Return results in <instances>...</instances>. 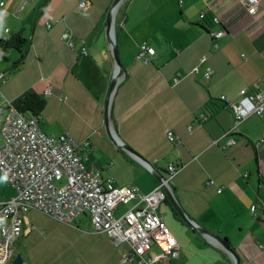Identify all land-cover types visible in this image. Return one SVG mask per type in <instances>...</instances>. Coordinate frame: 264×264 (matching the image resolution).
<instances>
[{"label":"crops","instance_id":"0c3cea01","mask_svg":"<svg viewBox=\"0 0 264 264\" xmlns=\"http://www.w3.org/2000/svg\"><path fill=\"white\" fill-rule=\"evenodd\" d=\"M83 1L86 5L80 8ZM114 1L30 0L20 10L23 0H0V40L18 34L25 39L21 51L0 52V106L36 91L61 103L64 113L73 111L77 123L70 136L90 142L84 151L86 164L118 186L149 193L159 183L155 174L165 176L169 164L182 166L172 184L187 216L225 239L240 264H264V220L250 210L253 204H264V116L242 122L235 143L227 146L224 135L233 124V113L221 99L235 101L243 88L264 82V0L255 15L239 0H122L115 38L124 74L106 126L105 103L115 72L106 29ZM214 16L220 25L212 22ZM221 28L226 34L215 50L210 33ZM65 33L75 49L62 39ZM145 43L154 51L148 64L138 58ZM203 57L207 63L202 69L209 66L213 72L209 80L203 73L191 74ZM178 73L183 78L174 85ZM203 114L206 121H201ZM167 131L179 142L171 143ZM119 142L148 160L153 170L120 149ZM209 179L221 193L207 187ZM13 195L0 174V201ZM130 207L119 206L116 212ZM159 213L180 244L173 264H236L219 243L180 220L175 210L173 219L160 208ZM26 219L30 225L15 248L22 264H122L128 250L126 244L116 245L107 235L95 233L90 217L83 215L75 223H64V237H53L65 246L36 248L33 263L22 253V244L27 248L51 236H34Z\"/></svg>","mask_w":264,"mask_h":264},{"label":"built area","instance_id":"2783aa9c","mask_svg":"<svg viewBox=\"0 0 264 264\" xmlns=\"http://www.w3.org/2000/svg\"><path fill=\"white\" fill-rule=\"evenodd\" d=\"M29 1L23 0L20 10ZM239 1L247 7L250 15H255L261 5L260 0ZM85 5L83 1L79 7ZM0 6L4 3L0 2ZM205 17V13L200 14L201 19ZM212 22L220 25L221 21L214 16ZM210 34L212 47L217 50L218 41L226 31L221 28ZM62 39L75 49L69 34H63ZM83 53L87 54L86 51ZM153 54L145 43L140 47L138 58L148 64ZM206 63L207 59L201 58L191 74L203 73V77L209 80L213 72L209 66L202 69ZM3 77L4 74H0V80ZM182 78V73H178L174 85ZM44 94L49 97L52 92L47 89ZM221 99L233 113V124L224 135L226 145L232 146L235 143L233 136L242 122L251 116H264V82H256L252 89L243 88L235 101L225 96ZM207 119L205 114L201 116V121ZM166 136L173 144L179 142L171 131H167ZM0 138L3 140L0 174L14 189L11 198L0 201V264L14 261L16 244L25 233V226L30 225L26 216L31 210L66 224L75 223L83 215L89 216L95 233L107 235L116 245L128 246L122 264H173L179 258L180 244L160 215L159 208L167 200L164 187H169L182 166L169 164L162 182L149 193L135 186H118L112 177L86 164L84 151L90 148V142H76L69 134L43 132L40 120L18 111L13 100H6L0 106ZM206 185L217 187L212 179ZM221 192L222 188L217 187V193ZM130 204L129 209L117 216L119 206ZM250 210L264 220V204H253Z\"/></svg>","mask_w":264,"mask_h":264},{"label":"rangeland","instance_id":"374dc122","mask_svg":"<svg viewBox=\"0 0 264 264\" xmlns=\"http://www.w3.org/2000/svg\"><path fill=\"white\" fill-rule=\"evenodd\" d=\"M46 99H47V106L44 112L42 113L41 120H40L41 129L45 133L50 134V135H60V134L70 135L71 128H73L74 124L77 123V118L74 112L72 111V113H69V112L64 113L62 109L63 105H61V103H58L53 98H46ZM170 185L173 189L172 182L170 183ZM10 189L11 187L9 186L8 188L9 192H10ZM173 209L174 208L168 199L167 201L161 203L160 211L163 215L166 214L167 218L172 216V219H173L174 217ZM119 211L117 213V216L121 214V212ZM178 216L180 220H183L182 217H180V215ZM27 217L29 219V222L32 225L31 230L34 236L38 235V237H40V240L43 238L44 235L46 237L51 236L49 240L41 241L39 243L32 241V243L27 244V248H25L24 243L22 244L21 246L22 253L26 256H29V258L33 261V263L35 262V257H36L35 249L36 248H46L47 247L46 245H49V244H50L49 246L53 248H59V249L62 248L63 245L65 246V244L61 242L58 238H57L58 240H54L53 237H58V236L64 237L63 233L66 232V226H67L66 224L59 222L58 220L50 216H47L43 213H40L38 211H35V210L29 211L27 214ZM49 234H52V235H49ZM16 246L17 248L20 247V246L18 247V243L16 244Z\"/></svg>","mask_w":264,"mask_h":264},{"label":"water","instance_id":"95a60500","mask_svg":"<svg viewBox=\"0 0 264 264\" xmlns=\"http://www.w3.org/2000/svg\"><path fill=\"white\" fill-rule=\"evenodd\" d=\"M121 1L122 0H115L114 1L112 8L109 11L108 16H107L106 35H107V39L110 43L111 54L113 56V61L115 64V72H114V75L112 77V80H111V83L109 86V91H108L106 103H105L106 126L109 125L110 108H111V103H112V98H113L114 92H115V90L119 84L120 78L124 74V68H123V65H122L121 60H120L119 49L117 47L116 38H115V18L113 17L114 11L119 6ZM118 145H119L120 149H124V150L128 151L131 155H133L135 158H137L140 162L144 163L145 166H147L149 169L153 170L152 164L148 160H146L144 157H142L138 152L133 150L131 147H129L128 145H126L123 142H119ZM155 177L159 182H162L164 175L155 174ZM164 191L167 195V199L172 204L174 210L182 217V219L185 222L190 224L201 235L209 238L210 240H214V241L218 242L231 255V257L235 260V263L240 264L235 251L232 249V247L229 245V243L225 239H223L221 236H219L218 234H216L212 231H209L207 229L200 227L198 224H196L192 219H190L187 216V214L183 211L181 206L178 204L171 185H169V187H164ZM22 263H23L22 255L17 254L12 264H22Z\"/></svg>","mask_w":264,"mask_h":264},{"label":"trees","instance_id":"16d2710c","mask_svg":"<svg viewBox=\"0 0 264 264\" xmlns=\"http://www.w3.org/2000/svg\"><path fill=\"white\" fill-rule=\"evenodd\" d=\"M25 39L21 34L12 36L8 39L0 40V52L6 49L21 51ZM23 57L20 59L22 62ZM20 62V63H21ZM17 66V64H15ZM14 106L23 114L32 115L41 120V115L47 106V99L36 91H26L15 100Z\"/></svg>","mask_w":264,"mask_h":264},{"label":"bare ground","instance_id":"6f19581e","mask_svg":"<svg viewBox=\"0 0 264 264\" xmlns=\"http://www.w3.org/2000/svg\"><path fill=\"white\" fill-rule=\"evenodd\" d=\"M117 8H118V7H117ZM117 8L115 9L114 14H113V17H114V18H115V16H116ZM112 99H113V98H112Z\"/></svg>","mask_w":264,"mask_h":264}]
</instances>
